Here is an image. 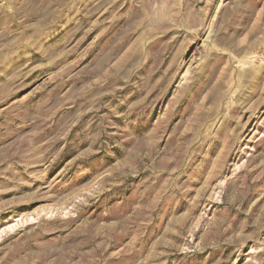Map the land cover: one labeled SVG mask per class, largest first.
Masks as SVG:
<instances>
[{"label": "rangeland", "instance_id": "rangeland-1", "mask_svg": "<svg viewBox=\"0 0 264 264\" xmlns=\"http://www.w3.org/2000/svg\"><path fill=\"white\" fill-rule=\"evenodd\" d=\"M0 264H264V0H0Z\"/></svg>", "mask_w": 264, "mask_h": 264}]
</instances>
